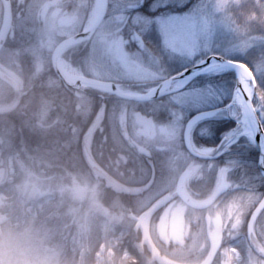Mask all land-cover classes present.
Wrapping results in <instances>:
<instances>
[{"label":"flooded vegetation","instance_id":"1","mask_svg":"<svg viewBox=\"0 0 264 264\" xmlns=\"http://www.w3.org/2000/svg\"><path fill=\"white\" fill-rule=\"evenodd\" d=\"M93 3V0H0V37L6 30L8 11L10 16V24L0 48V65L7 69L11 78L12 76L15 77L14 80L0 75L1 82L3 85H7L9 92L8 95L1 97V104H4V108H1L0 113L6 109L15 108L11 107L14 104L21 106L23 97L29 92L28 89H22L19 94L16 92L15 84H22L25 81V77L20 72L18 74L17 71L22 66V61L18 58L22 53H30L34 59V66L39 73L43 72V69L49 64L57 77L67 86L84 90L86 87L76 85V81L75 83L69 82L61 74L58 67L59 58L63 59L68 69H70L69 65L71 66L72 70H70L74 79L77 75L111 81L115 80L111 77L112 74L105 76L106 74L102 72L106 70V68L103 69L105 66H102V57L106 56L105 53H102V43L107 37L116 39L121 49H128L126 51L135 49L136 44H140L142 47L146 45V39L142 34L134 29L126 28L131 18L132 13H130L124 18L122 26L114 30L116 32L114 35L111 32L102 37L101 21L91 36L78 39L76 42L61 48L57 53V69H55L53 64L55 49L64 40L85 33ZM96 39L100 48L99 59L90 62L85 60L89 53L86 52L90 51ZM43 52L47 58L45 64H42ZM98 56L96 55L97 58ZM85 61L90 63L89 66L98 68L97 75L88 71L89 68L86 67ZM78 67H81V70L75 72L74 70ZM112 73L117 74L118 70H113ZM43 75L36 77L34 81L41 83L44 78ZM162 80L164 78H160L158 81L133 79L130 87L146 92L145 87L147 85ZM97 95L106 98L102 93H97ZM42 96L43 94L40 93L39 98ZM167 96L168 94L144 101L116 96L119 97V104L124 103L126 107L109 106L102 108V133L100 134L102 150L100 156L93 155L101 166V170L93 167L95 174L105 181L103 183L105 188L102 190L103 198L106 197L109 190L110 196H114L113 202L115 203V208L111 209L102 200V210L105 214L131 211L137 216L132 227L124 224H112L116 227L117 236L119 234L124 235L117 247V253L128 252L129 255L134 256L136 260L134 264H187L195 258L200 259L199 264H206L213 250H215V255L210 264H234L236 263L234 258L238 257V253L242 250L241 243L252 242L254 232L249 233L248 223L252 212L264 199V175L260 169V153L256 141L252 143L254 148L248 146V150L252 149L250 153L243 152L240 146L238 144L235 146L234 140L229 137L234 127L238 126L234 124V117L227 114L220 120L216 117L217 113L215 116L202 119L193 125L190 133L191 143L192 148L199 155L192 153L186 144V129L189 120L201 110L190 113L183 120L176 119L177 114L174 106L162 100ZM161 100L163 102H160ZM24 109L26 108L21 107L19 110L22 113ZM29 111L30 125L32 126L33 117L36 130L39 129L40 138L36 142L35 149L37 162H41L42 159L48 162L50 151L48 148V150L44 149L42 129L46 128L47 130L49 128V125H44L43 121L54 117L53 113L48 115L52 110H48V108L46 110V107H43V102L39 101L38 107L36 109L29 108ZM225 111L229 113V110ZM174 119L184 123L182 132L180 131L179 135L164 141L156 138L158 129H167L166 131H168L170 128L168 124L169 122L173 123ZM261 122L264 128V121ZM5 125L0 121V192L8 191L9 185L15 182L17 174L15 154L11 150L6 151L12 147V136L10 127ZM134 127L139 133L137 138H134L131 133ZM3 135H6L7 139H4ZM114 135L117 136L115 140ZM120 135L122 136L121 141L118 140ZM167 136L169 135L166 134V138ZM240 142L243 143L244 147L247 146V142ZM71 144L73 145V142ZM150 146H154L155 150L148 155ZM51 152H55V155L58 153L52 146ZM161 152L172 154V167L175 169L179 166L178 174L174 173L166 179H162L159 165ZM141 153L145 154L140 155ZM253 167L254 172H252ZM184 172H186L185 190L190 197L201 201L208 199L218 191L217 198L207 207L195 208L194 211L177 193V182ZM150 181L151 185L146 193V198L144 200L138 199L135 194L136 191H143V186L148 185ZM235 197L238 203L236 211H240L246 217L245 233L243 234L236 231L237 223L240 220H234L231 216L232 211L230 209L235 202H233ZM223 204L228 205L225 208L228 218L220 219L217 222L212 220L211 213ZM182 205L189 208L193 214L192 212L186 213V210L183 211ZM153 206L156 207L147 219L148 231L144 234L141 229L144 226L141 224V217L144 220L145 218L139 213H144ZM263 212L264 208L257 219ZM175 215L179 217L180 228L184 227L182 223L187 224L185 227L188 229V234L183 237V240L180 236L171 233ZM181 215H184L185 219H180ZM153 226H155V231ZM213 228L216 231L214 233L211 230ZM139 231H141L140 237ZM168 235L180 243L164 244L159 237ZM196 239L197 242H195ZM143 258H147L146 263L141 262Z\"/></svg>","mask_w":264,"mask_h":264},{"label":"rangeland","instance_id":"2","mask_svg":"<svg viewBox=\"0 0 264 264\" xmlns=\"http://www.w3.org/2000/svg\"><path fill=\"white\" fill-rule=\"evenodd\" d=\"M97 1L93 0L92 11L87 22H90L94 15ZM99 1L100 11L101 0ZM140 1L109 0V7L102 22V37L109 35L111 32L114 35L116 33L114 30L121 27L124 18L131 13V6L139 4ZM161 1L163 0H155V3L159 4ZM173 15L182 17L183 30L186 36L185 42L179 47L162 41L160 18L167 19ZM126 28L134 29L142 34L146 39V45L142 47L140 44H136L135 49L126 51L128 50L127 48L121 49L119 42H116V39H111L113 37L108 36L102 43V53L106 54L105 57H102V66H105L103 69L106 68V70L102 72L106 74L105 76L112 74V78H118V81L123 83L122 85L127 84L128 87L132 85L133 79H151L156 81L160 78L165 79L183 68L187 69L200 63L202 59L211 55L238 54L237 56L242 58L240 60L244 59L247 63L251 65L255 64L259 69H264V0H197L189 11L183 13L147 15L142 12H132ZM96 34L98 35V33ZM99 50V44L96 39L90 51L86 52L89 53L85 60L95 62L96 59H99ZM46 61L47 58L43 52L42 64H45ZM89 64L86 63V67L89 68L88 71L97 75L98 68H93ZM80 65H82V62H80ZM69 68L71 69L70 65ZM80 68L78 67L79 70L75 69L74 71H80ZM113 70H118V73H112ZM228 71L220 69L206 74V76L213 77L214 80L217 77V84H212L211 78H204L203 80L194 79L185 90L168 95L162 100L174 106L177 114L176 119L179 120H183L190 113L227 104L231 100L236 88L235 78L229 76ZM0 75L11 78L7 69L2 65H0ZM11 79L15 80V77L12 76ZM122 80L128 82H123ZM15 86L17 88L16 91L21 90L20 84H15ZM7 88V85H3L0 80V110L4 108V104H1V97L9 93ZM150 88L146 87L147 92ZM137 91L144 92V90ZM253 98L256 110L264 121V104L260 102L261 97L256 92L253 93ZM162 100L160 102H163ZM119 103L120 101L113 106L116 108L126 107L124 103ZM228 112L222 110L216 117L220 119L230 114L236 118L235 124L238 126L234 127L229 137L234 140L233 144L235 146L238 144L243 152L246 154L250 153L252 149L248 150V146L254 148V144H252L254 143V138H249L244 134L240 106L235 104ZM178 121L174 119L173 123L169 122L168 126L170 128L168 131H166L167 129H158L159 132L156 138L164 141L172 139L175 135H179L180 131L182 132L181 129L184 123ZM136 129L134 127L131 130L134 138H137L139 134L136 132ZM166 134L169 135L167 138ZM115 137L117 139V136L114 135V140ZM118 140H122L121 135ZM240 141L247 142V146L244 147ZM90 142L91 140L88 141L89 144ZM245 153L244 155H246ZM252 172H254V167L252 168ZM14 190V185H9L8 192H0V200L11 202L10 198L13 196ZM233 202H231L233 205L229 204L231 205V216L234 220H240L237 223L236 231L243 234L245 233L244 223L246 217L240 211H236L238 204L236 197L233 198ZM227 206V204L219 205L218 209L210 215L212 220L217 222L220 219H227V211L225 212ZM182 208L183 211L186 210V213L192 212L185 205H182ZM100 210L102 213L104 212L102 209ZM100 217L102 220L105 218L103 214ZM180 219H185L184 215H181ZM178 220L179 217L175 215L173 217L174 224H172L171 233L180 236L183 240V237L188 234V229L185 227L187 224L182 223L184 227L180 228ZM147 221V219L144 221L141 217V224L144 225V234L148 231ZM211 230L212 233L216 232L214 228ZM253 232L252 241L254 249L251 248L250 243H241L242 250H240V253L237 252L238 257L234 258L236 261L234 264H264V257L260 258L258 255V253H261L260 248L264 249V212L257 219ZM123 237V234L117 236L114 225L105 223L93 227L87 241L83 238L79 240L74 239L72 229H63V237L60 243L63 246L64 258L70 261L71 264H134L136 260L128 252L117 253V247ZM195 242H197V239ZM200 262L199 258H195V260L192 259L187 264H199Z\"/></svg>","mask_w":264,"mask_h":264},{"label":"trees","instance_id":"3","mask_svg":"<svg viewBox=\"0 0 264 264\" xmlns=\"http://www.w3.org/2000/svg\"><path fill=\"white\" fill-rule=\"evenodd\" d=\"M196 1L163 0L156 4L155 0H145L138 9L131 10V13L142 12L147 15L183 13L189 11ZM223 55L251 66L244 59L240 60L242 58L238 57V54ZM18 58L22 61V66L17 69L18 74L20 72L25 77L24 83L20 84V89H28L29 92L23 97L21 106L14 104L11 107L15 108H9L0 113L1 123L10 127L12 136V147L6 151L11 150L16 157L17 174L14 186L21 179H27L35 182L42 189L48 186L56 187L62 182L70 183L71 181L68 177H70V174H75L82 185L86 184L89 188L95 186L98 194L96 205L98 214H103L105 220L107 214L102 213L100 210L102 209V200L112 209L115 208L114 196H110L108 190L106 197L103 198L102 190L105 188L103 184L105 181L95 174V168L86 160L83 145L91 140L90 144L88 143L90 151L94 156H100V151L102 150V137L100 135L102 133V108L113 106L120 101L119 97L106 93L104 94L106 98H104L97 95L100 91L91 88H84V90L71 88L57 77L49 64L43 69V72L39 73L34 66V59L30 53H22ZM42 74H44V78L41 83L39 81L35 82L34 79ZM228 75L234 77L233 72H228ZM204 78H211L212 84H217V77L214 80L211 76L203 75L197 79L203 80ZM125 85L127 86V84ZM10 86L13 87V85ZM40 93L43 94L41 98H39ZM39 101L43 102V107H46V110L47 108L52 110L48 115L53 113L54 116L43 121L44 125H49L47 130L46 128L42 129L44 149L48 148L50 151L48 162L44 159L41 162H37L35 149L36 142L40 138L39 129L36 130L37 127L33 117L32 126L29 120V108L36 109ZM21 107L26 108L22 110V113L19 110ZM32 114L35 113L32 112ZM95 121V129L86 136L87 128ZM3 138L7 139V136L3 135ZM72 142L73 145L71 144ZM51 146L52 148L55 147V151L58 152L56 155L55 152H51ZM49 155L47 153V156ZM62 178L65 179L62 180ZM58 202L59 196L57 195L54 197V203ZM139 232L140 237L141 231ZM250 246L254 249L253 241Z\"/></svg>","mask_w":264,"mask_h":264},{"label":"clouds","instance_id":"4","mask_svg":"<svg viewBox=\"0 0 264 264\" xmlns=\"http://www.w3.org/2000/svg\"><path fill=\"white\" fill-rule=\"evenodd\" d=\"M245 68L248 86L254 93L258 92L260 102L264 104V69L255 64L245 65ZM153 150L155 147L150 146L148 155ZM172 163V154L161 152L159 165L162 179L180 171L179 166L173 169ZM68 178L70 183L62 182L56 187L43 189L35 182L21 179L14 186L11 202L0 200V264H71L64 258L60 243L63 229L70 228L74 239L87 241L92 228L97 225L133 226L137 216L131 211L110 213L106 221L102 220L96 207L98 194L95 186L89 188L86 184L82 185L75 174H70ZM150 185L151 181L143 186V191H136L138 199L146 198ZM57 195L59 202L54 203ZM139 214L142 216L143 212ZM159 238L164 244L180 243L171 235Z\"/></svg>","mask_w":264,"mask_h":264},{"label":"water","instance_id":"5","mask_svg":"<svg viewBox=\"0 0 264 264\" xmlns=\"http://www.w3.org/2000/svg\"><path fill=\"white\" fill-rule=\"evenodd\" d=\"M108 6H109V0H102L100 12H99L97 18L95 19V21L92 23L90 29L87 32L82 33L80 36H74V37L68 38L58 45V47L55 49L54 55H53V64H54L55 69H57L56 58H57V53L60 51V49L63 48L64 46H67L71 43L76 42L78 39H83L85 37L91 36L93 34L94 30L100 24V22L104 19L106 12L108 10ZM137 6L138 5H135L134 7H137ZM9 24H10V16H9V11H8L6 30L9 27ZM6 30L2 33V36L0 37V48L3 44L5 34H6ZM213 59L216 60L218 68H228L229 70L233 71L235 74V87L236 88H235L234 95L232 97L231 102L226 106V108L229 109L231 106L236 104V91L238 88L242 87L243 79L246 78V80H247V69L245 68V65H246L245 63H243L241 61L231 60V59L225 58L223 56L211 55L208 58H206V60L203 61L202 63H199L197 65L190 67L189 69H187L182 74H185V75L192 74L191 78H194L198 75L204 74L207 71H204L202 69L205 67L206 64H209L211 62V60H213ZM180 75L176 74V75H173L171 77H168L167 79L162 81L158 85V87L161 88L165 84L175 81L176 79H178L180 77ZM75 79L78 82L83 81V82H85L91 86H96L98 88H101L102 90H106L110 93L116 94V95L123 97V98L131 99V100H142V101H144V100H149L151 98L157 97L159 95L158 91L151 93V94H147V95L130 94V93L124 91L120 87V85H118L112 81L99 80V79H95L92 77L77 76L76 75ZM104 87L107 89H103ZM245 103L247 105L250 116L252 117V120L254 122V126L257 129L256 145H257V148L260 152V169L264 172V151L262 148V136H264V128L262 126V123H261L260 118L258 116V113L256 111V108L254 106L253 97L246 96L245 97ZM218 112H219V109L200 111V112L196 113L189 120L188 125H187V129H186V144H187L188 148L192 151V153L199 155L192 148V143L190 142V137H191L190 133L192 131L193 125L202 119L213 117ZM93 126L94 125H92L88 129V132H90L92 130ZM85 155H86L88 162L92 166L101 170V166L96 162V160H94L92 158V155L90 154L87 147H85ZM185 176H186V172H184L181 175V177L179 178L178 185H177V192L180 195V197L188 205H190L194 208H205L206 206L210 205L217 198V196L219 194L218 191L215 192L211 197H209L208 199L203 200V201H198V200H194L193 198H191L185 190ZM155 207L156 206L151 207L147 213H152V211L154 210ZM263 208H264V199L258 204V206L255 208V210L253 211V213L250 217V220L248 223L249 233L252 232L255 220ZM262 254L264 255V250H262ZM214 255H215V250H213L211 257L206 264L211 263Z\"/></svg>","mask_w":264,"mask_h":264},{"label":"bare ground","instance_id":"6","mask_svg":"<svg viewBox=\"0 0 264 264\" xmlns=\"http://www.w3.org/2000/svg\"><path fill=\"white\" fill-rule=\"evenodd\" d=\"M99 6H100V1L98 0L97 4H96L94 15H93L92 19L90 20V22H88L87 26L91 25L93 23L94 19L97 17V14L99 12ZM137 37H139V36H137ZM58 67L60 69L61 74L69 82L75 83V79L72 76L71 70L66 67V64L64 63L62 58H59V60H58ZM220 69H224V68H218L217 62L215 60H213L209 64L205 65V67L202 70H204V71H212V70H220ZM225 69H228V68H225ZM191 76H192V74H188V75L181 74L180 77L175 82L165 84L161 88H159V87H157L156 89L153 88V92H157L158 91L160 93H166V92H169V91H172V90H177V89L183 87L184 85H186V83L191 79ZM107 81H109V80H107ZM111 81L116 83V84H118V85H122L123 84V83L119 82L117 79L111 80ZM87 86H89V85L87 84ZM89 87H91V86H89ZM103 89H107V88L104 87ZM129 91H131V90H129ZM16 92H17V94H19L20 92H22V90H18ZM105 92H106V90H103L100 93L104 94ZM131 92H136V91H131ZM108 93L112 94V95H116V94H113V93H110V92H108ZM253 93H254V90L248 86L247 80H246V78H244L243 82H242V87L238 88L237 91H236V102L241 107V112H242V119L241 120L243 122L244 134L246 136H248L249 138H254L256 136L257 129L254 126V122H253L252 117L250 116V113L248 111L247 105L245 103V97L246 96L252 97ZM116 96H118V95H116ZM210 110H212V109H210ZM191 139L192 138L190 137V142H192ZM262 148H263V151H264V136L262 137ZM92 158L95 160L94 156ZM11 185L13 186L14 184L12 183ZM8 191H9V189H8ZM192 209L195 211L194 207H192ZM150 215H151V213H147L146 212L144 214V218L147 219ZM141 229L143 230V226H142ZM258 255H259L260 258L263 257L262 252L258 253ZM152 256H155V255H152ZM141 262L142 263H146L147 262V258H143V260Z\"/></svg>","mask_w":264,"mask_h":264},{"label":"snow or ice","instance_id":"7","mask_svg":"<svg viewBox=\"0 0 264 264\" xmlns=\"http://www.w3.org/2000/svg\"><path fill=\"white\" fill-rule=\"evenodd\" d=\"M162 26V41L179 47L185 42L186 36L183 30L182 17L173 15L167 19L160 18Z\"/></svg>","mask_w":264,"mask_h":264}]
</instances>
